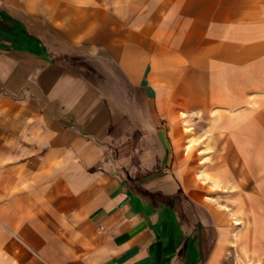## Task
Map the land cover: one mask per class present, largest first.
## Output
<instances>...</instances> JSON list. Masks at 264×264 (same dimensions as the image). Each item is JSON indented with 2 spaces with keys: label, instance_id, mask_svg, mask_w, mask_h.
<instances>
[{
  "label": "crops",
  "instance_id": "crops-1",
  "mask_svg": "<svg viewBox=\"0 0 264 264\" xmlns=\"http://www.w3.org/2000/svg\"><path fill=\"white\" fill-rule=\"evenodd\" d=\"M263 98L264 0H0V264H240L220 189Z\"/></svg>",
  "mask_w": 264,
  "mask_h": 264
},
{
  "label": "rangeland",
  "instance_id": "rangeland-1",
  "mask_svg": "<svg viewBox=\"0 0 264 264\" xmlns=\"http://www.w3.org/2000/svg\"><path fill=\"white\" fill-rule=\"evenodd\" d=\"M254 103V100L249 101L250 106L254 105ZM257 107L259 115L257 118L253 117V126L255 125V121L257 126L256 130L252 133V147L244 146L236 149H227V161L225 163L227 175L231 181L229 182L230 186L227 189H220V192H228L233 188L232 186L237 190L231 198H228L230 199L229 202H227L224 195L219 198L223 203H231V207L228 204L224 205V207L219 206L220 209H223V211H220L223 212L220 216L225 219L223 223H226L229 227H233V244L230 240L229 244L231 248H228V252L234 255L231 257H234V261H236V248L240 264H247V262H249L248 264H256L257 261L264 264V98L257 101ZM216 126L220 128L218 125ZM217 127L214 128L217 129ZM223 128H227V126H223ZM219 130L223 131L222 129ZM249 142V139L244 138V144ZM215 148L216 146L213 149ZM203 149L204 147L201 148V151ZM207 158L211 159V156L206 155L202 160L204 161ZM218 160L219 158L216 154L215 164L212 166L218 167V165H222L216 163ZM208 164L209 162L205 161L198 173L203 169H207ZM225 171L226 169L212 171L215 176L220 178V186L223 178H225ZM208 191L214 194L213 187L208 186ZM238 204L239 211L236 210ZM235 210L239 213L237 218L241 221L240 224H236V219L232 215V212ZM235 231H238L241 236L244 235L243 240L234 242Z\"/></svg>",
  "mask_w": 264,
  "mask_h": 264
},
{
  "label": "bare ground",
  "instance_id": "bare-ground-1",
  "mask_svg": "<svg viewBox=\"0 0 264 264\" xmlns=\"http://www.w3.org/2000/svg\"><path fill=\"white\" fill-rule=\"evenodd\" d=\"M184 120L186 122L185 126L187 128H189V125L187 124L188 123V119L185 118ZM212 123H213V125H210V127L208 128L207 138L205 140V146H204V149L202 150L203 152L204 151H208V150H212L215 147L214 143L217 141L218 137L222 136V134H223V131H220V130H217V129L214 128L215 127V123H216L214 120H212ZM196 141H197L196 134L194 132L193 133L191 132L190 135L188 136V142H187V144L185 146V149L189 150L191 148L192 144L194 142H196ZM198 174H199V176L202 179L209 180L212 183V185L220 186V178L215 176V174L212 171H209L207 169H203ZM236 210H238V211L240 210L239 209V204L237 205V209ZM236 210L232 212V215L234 216V219H236V222H237L236 224H240L241 221L239 220V218H237V215L239 213H237ZM218 217H219V215H218ZM219 218L222 219L221 216ZM234 236H235V241H234L235 243L238 242L239 240H243V237H244V235L241 236L238 231L234 232ZM248 263L249 262H247V264ZM256 264H261V262L257 261Z\"/></svg>",
  "mask_w": 264,
  "mask_h": 264
}]
</instances>
